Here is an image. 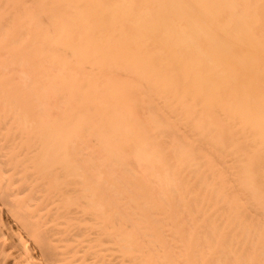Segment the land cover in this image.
<instances>
[{
	"label": "bare ground",
	"instance_id": "1",
	"mask_svg": "<svg viewBox=\"0 0 264 264\" xmlns=\"http://www.w3.org/2000/svg\"><path fill=\"white\" fill-rule=\"evenodd\" d=\"M0 264H264V0H0Z\"/></svg>",
	"mask_w": 264,
	"mask_h": 264
}]
</instances>
